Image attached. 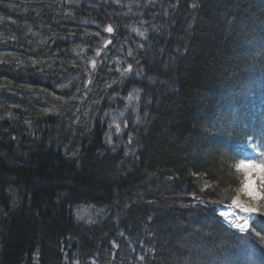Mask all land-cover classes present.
<instances>
[{"label": "trees", "instance_id": "obj_1", "mask_svg": "<svg viewBox=\"0 0 264 264\" xmlns=\"http://www.w3.org/2000/svg\"><path fill=\"white\" fill-rule=\"evenodd\" d=\"M37 1L42 11L50 7L46 0ZM178 3L176 12L156 6L152 0H121L123 10H114L117 35L125 36L124 28L129 26L158 30L167 41L173 30L188 27L192 38L186 42L188 51L175 48L167 61L177 65V79L171 83L167 74L163 78L166 83L163 79L158 83L155 101L149 105L143 94L138 111L127 114L129 127L121 128L118 136L123 143L103 141L96 132L107 147L116 144L104 152L102 161L96 160L95 145L83 133L72 137L76 153L84 151L88 159L79 170L57 161L50 152H36V147L17 151L30 159L16 165L11 154L17 152L0 143V150L10 154L7 159L0 154V188L7 180L19 181L31 194L33 209L15 208L18 218H9L8 206L2 209L0 205V223L6 222L11 232L6 251L0 254L1 264H28L27 247L34 238L44 247L39 264H236L237 252L246 262L264 264V251L255 248L264 243V233L257 238L244 237L226 225L215 208L216 201L230 202L243 176L225 147L215 142V134H219L210 123L225 115L221 106L214 104L217 92L227 89L224 81L230 79L234 86L247 74L256 77L264 71L258 67L264 61V0ZM134 6H140L142 12L129 20L126 14ZM145 9L150 10L149 16ZM124 40L135 58L128 60L118 54L115 67L105 69L100 64L99 80L122 79L121 67L126 69L127 60L145 73L142 48L153 41ZM113 88L115 85L110 90ZM97 93L104 99L108 90ZM49 96L40 92L33 107L41 111L40 105ZM256 109L263 111L264 107L257 102ZM88 116L99 117L91 111ZM47 120L41 121L42 125ZM124 121L119 119V125ZM88 124L93 125V120ZM8 199L26 202L13 194ZM80 206L108 212V219L90 227L70 226L69 211ZM261 214L264 216V210ZM260 230L262 233L264 228Z\"/></svg>", "mask_w": 264, "mask_h": 264}, {"label": "bare ground", "instance_id": "obj_2", "mask_svg": "<svg viewBox=\"0 0 264 264\" xmlns=\"http://www.w3.org/2000/svg\"><path fill=\"white\" fill-rule=\"evenodd\" d=\"M46 1L51 3L50 7L42 11L37 0H0V129H4L0 132V143L4 144L6 149L11 148L16 152L36 147V152H50L57 161L68 166L73 165L79 170L88 163V159L84 151L76 153L72 137L82 133L90 136L95 145L97 161L103 160L104 152L116 148L118 141L123 143L122 138L118 137L122 134L118 120L125 118L127 121V114L138 111L143 94L148 96L151 105L159 89L158 83L160 84V80L167 74L169 77L165 78L170 79L171 83L177 79V65L167 61L175 48L188 51L189 45L186 42H190L192 38V29H175L165 41L162 32L158 30L126 26L125 36H122L123 33L117 35L116 23L113 22L116 17L114 10H123L121 0ZM152 1L160 8L179 12V0ZM190 4L191 1L189 7ZM141 12L140 6H134L128 10L126 17L134 20ZM149 12L148 9L144 11L146 16H149ZM108 26L113 28L111 33L106 30ZM137 29L139 31H136ZM139 32L144 35L141 36ZM124 37L136 39L140 43L153 41L149 46L142 48L145 73L135 70V65L131 61L128 62L129 57L134 59L135 56H130L132 50L127 43H123L127 42ZM52 39L54 42L48 45V41ZM35 51L43 55L35 57ZM118 54L128 59L125 62L126 69L131 65L130 71L121 73L123 80H99V69L90 74L93 61L95 65L102 64L105 69L112 68L115 62L119 61ZM258 67L263 69L264 61L260 62ZM81 73L89 78L94 77L88 88L82 85L86 79L79 76ZM127 75L130 77H126ZM241 79L242 81L234 86L230 84V79L222 81L227 89L219 90L217 94L212 91L217 95L214 104L218 108L221 106L225 113L218 122L210 121L219 134H215V142L225 147L228 152L226 155L233 161L234 166L242 159V143H250L248 138H252L253 142L260 144L261 138H264V110L256 109L257 102L264 107V71L256 77L254 74H247ZM163 81L166 83L167 80ZM220 81H217V84ZM113 85L115 88L110 90ZM106 90L108 93L104 94V100L103 94L97 92ZM40 92H48L50 99L40 105L41 111H38L32 104ZM130 95L132 100H129ZM103 101L107 103L105 106ZM90 111L97 113L99 117L90 118ZM81 112L86 114L81 116ZM46 118L48 120L42 125L41 121ZM92 120L93 125L88 124ZM137 122L138 117L134 120L135 126ZM203 124L202 127L205 126V123ZM92 127L93 131H90ZM96 132H99L101 140L104 141L110 136L116 144L107 147L105 142L100 141ZM0 152L1 158H9L8 152ZM11 155V160L15 161L16 165L19 162L26 163L30 159L23 152ZM250 155V160L258 164L259 155L252 152ZM261 161H264V157ZM260 185L256 172L252 171L250 187L260 194ZM59 191L62 192L63 187ZM9 194L26 198V202L20 204L15 200L10 201ZM240 200L250 206H260V200L257 201L244 193L240 194ZM31 202V194L21 187L17 180H7L5 187L0 188V205L2 209L8 206L9 218L17 217L15 208L32 211ZM224 202L225 200L216 201L215 208ZM229 204L230 202L224 203L227 206ZM69 216L70 226L73 223L79 227H90L106 222L108 212L80 206L69 211ZM5 223H0V254L6 251V240L11 237L10 229ZM32 243L27 247L29 255L26 259L29 260L28 264H39L44 247L40 246L35 238ZM255 248L263 252L264 243H258ZM235 256L236 264H248L242 258L241 252H237Z\"/></svg>", "mask_w": 264, "mask_h": 264}, {"label": "snow or ice", "instance_id": "obj_3", "mask_svg": "<svg viewBox=\"0 0 264 264\" xmlns=\"http://www.w3.org/2000/svg\"><path fill=\"white\" fill-rule=\"evenodd\" d=\"M107 32L111 33L113 28L111 26L107 27ZM136 31H139L138 29ZM141 36L144 35L143 32H139ZM99 54V53H98ZM131 54V53H129ZM93 66H95V61H93ZM131 65L128 66V69L125 71H130ZM138 98V97H136ZM133 97L130 95L129 100H132ZM117 131H119V125H117ZM109 143L111 142V137L109 136ZM249 142L252 144L253 148L259 149L264 148V138H261V143L256 144L252 141V138H248ZM261 156H264V152H261ZM235 167L238 171L242 173L243 179L240 181L241 187L235 190V195L230 197V204L228 206V210L221 213V215L226 217H233L235 215V210L239 209L240 212L246 214H253L264 210V206H250L246 202L240 200V194L244 193L248 197H251L257 201L264 199V196H261L258 193H255L253 189L250 187V172L252 169L258 167H264V162L261 164H256L254 161L251 160H240ZM261 191L264 192V175L261 176ZM228 192L227 189L224 190V194L226 195ZM235 227H237L241 232H246L249 228V217L245 216L243 218L237 216L236 220L234 221ZM256 236H260V233H256ZM143 259V257H141Z\"/></svg>", "mask_w": 264, "mask_h": 264}, {"label": "rangeland", "instance_id": "obj_4", "mask_svg": "<svg viewBox=\"0 0 264 264\" xmlns=\"http://www.w3.org/2000/svg\"><path fill=\"white\" fill-rule=\"evenodd\" d=\"M99 51V50H98ZM97 69H99V64H96L95 66H93L91 68V71H90V74H92L94 71H96ZM121 70L122 71H125L124 69H122L121 67ZM83 73L79 74V75H82ZM84 78L86 79L85 82L82 83V85L86 86L87 84H89L92 80V78H89L88 76L84 75ZM46 101V99H45ZM120 127L123 129V128H127L129 127V124H128V121H124L123 124L121 123ZM254 155H257V153H253ZM252 171H255L257 173V177L259 178V181H260V184H261V176L264 175V167H258V168H255V169H252ZM250 172V173H251ZM241 187V186H240ZM259 193L261 196H264V192L261 191V187L259 186ZM259 205L260 206H264V199H261L260 202H259ZM90 207V206H89ZM94 208V207H92ZM228 210V206L227 205H224V207H220V212L223 213L225 211ZM239 216L241 218L244 217V214L242 212L239 211V209L235 210V215L231 218L227 217L228 218V221L229 223L235 227V224H234V221L236 220V217ZM247 216V214H246ZM264 233V230L262 233H260L261 235ZM258 236H256L255 238H257ZM248 264H251L250 261L247 262Z\"/></svg>", "mask_w": 264, "mask_h": 264}]
</instances>
